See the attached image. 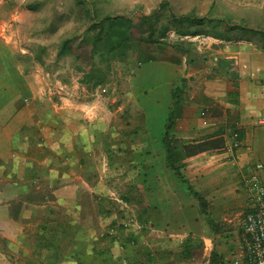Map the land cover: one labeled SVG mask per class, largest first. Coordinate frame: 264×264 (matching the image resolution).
I'll list each match as a JSON object with an SVG mask.
<instances>
[{
    "label": "crops",
    "instance_id": "0c3cea01",
    "mask_svg": "<svg viewBox=\"0 0 264 264\" xmlns=\"http://www.w3.org/2000/svg\"><path fill=\"white\" fill-rule=\"evenodd\" d=\"M226 21V33L207 20L178 40L133 34L126 75L86 82L46 70L0 22V264H213L215 249L246 264L244 178L264 161V35L252 30L264 28ZM198 34L221 41L185 37ZM68 85L105 87L103 101ZM168 126L180 147L218 136L226 147L185 157L183 181L167 164Z\"/></svg>",
    "mask_w": 264,
    "mask_h": 264
},
{
    "label": "rangeland",
    "instance_id": "374dc122",
    "mask_svg": "<svg viewBox=\"0 0 264 264\" xmlns=\"http://www.w3.org/2000/svg\"><path fill=\"white\" fill-rule=\"evenodd\" d=\"M164 1L165 0H0V22H9L12 26L11 31L16 33V36L18 38L20 37L19 39H22L24 47L29 50L27 53L29 58L32 52L33 56L34 54L37 56L41 54V59L36 58L40 65L51 73L52 71L58 73L57 75L60 78L64 80L68 78L72 81L75 77L84 79L86 72H89L93 68L97 70V72L92 73L93 76L98 73L107 74L108 76L106 77L112 81L115 80L116 77L120 79V76L126 75L124 72L127 71L129 67L127 62L130 56L129 46L120 44L115 45L110 53V63H107L102 62L100 56H94L92 45L85 43L82 40L83 37L76 38L73 41V50L71 54L64 56L59 55L62 41L65 36L80 34L90 26L91 22H93L88 18L86 8L92 7L94 4L105 6L106 13H110V15L129 16L134 22L130 29L131 36H133V34H145L151 29L150 22L143 18V14L150 16L151 21L155 23L156 31L154 35L156 37L167 38V33L171 29L176 30L180 34L192 29L203 32L204 27L201 24L198 26L195 23L201 20L196 19L194 22H188L186 20L181 21L174 18V15H187L194 9H196L199 16L220 18L213 19L217 20L216 23H206V29L204 30L217 28V32L226 33L228 31L226 20H229L231 23L244 22L247 20L249 24L255 27L259 26L264 28V0H168V2L170 1V8L163 9L160 6ZM15 9L25 11V17L21 20L15 19L13 16ZM102 17L103 16H101V19ZM165 26L167 29L163 32ZM200 26L202 27L200 28ZM17 29L19 32H16ZM112 59L115 61H112ZM29 62H31L33 66L36 64L33 59H30ZM48 80L51 81L50 79ZM119 85L122 86L123 82L121 81ZM70 87L73 88L74 86L68 85L69 95H72L76 99L90 102H92L93 99L102 100L103 97H101V95H104L102 90L105 88L97 85L92 92V90H88L86 87L81 88L80 85L74 89H70ZM107 88L110 91V88ZM106 93L108 94V92ZM93 108L94 106H91L90 109ZM138 127L141 130L145 129L143 125H139ZM143 141L145 140L143 139ZM245 214L246 211L240 213L239 220L243 221ZM241 221L240 223L238 221V225L235 227L236 234L239 236L242 229ZM222 237H224L222 240L226 242V236ZM237 238L239 237L237 236Z\"/></svg>",
    "mask_w": 264,
    "mask_h": 264
},
{
    "label": "trees",
    "instance_id": "16d2710c",
    "mask_svg": "<svg viewBox=\"0 0 264 264\" xmlns=\"http://www.w3.org/2000/svg\"><path fill=\"white\" fill-rule=\"evenodd\" d=\"M92 7H87L86 13L88 18L91 19L93 22H91L90 26L86 28L82 33L65 36L62 41L59 55L64 56L71 54L73 50V41L76 38L83 37L82 40L85 43L92 45L94 56L98 55L100 56L102 62L110 63V59H111L110 53L115 47V45L120 44L124 46L125 45L129 46V40L131 39L130 29L131 26L133 25V20L130 19V17L127 15H121V16L110 15V13H106L107 12L106 7L103 5L94 4L92 5ZM160 7L163 9L170 8V1L168 2V0H165L164 2L161 3ZM101 16H103L102 19ZM143 18L146 19L148 22H150L152 36H154L156 31L155 23L151 21V17L147 16L146 14H143ZM174 18L176 20H181V21L186 20L188 22H194L196 19L201 20L199 22H195L198 24H203L207 20L209 21L213 19H220V18H212L208 16L206 17L199 16L196 12V9L192 10L187 15H182V16L174 15ZM243 25L244 28H248L247 24L244 23ZM166 29L167 27L165 26L163 28V32H165ZM252 32L254 34L260 33L264 35L263 29L262 30L253 29ZM38 57L42 58L41 54H39ZM95 69L96 68H93L89 72H86L85 78L83 80L84 82H86V78H91V77L95 79L106 78L107 74H102V73H98L95 76H93L92 73L97 72V70ZM175 93L177 94L178 92L175 91ZM165 146L167 150L168 166L175 171L176 175L181 180L187 181L184 171L182 170L183 166L182 164H180V162L187 156L195 155L209 149L225 148L226 139L222 136H218L215 138L203 140L201 142L186 144L183 147H180L179 140L176 137L170 135L169 126H168L167 135L165 137ZM190 189L191 192L200 200L203 209L206 210L207 202L203 198V196L198 191H195L193 186H190ZM212 226L215 228L216 232L219 230L218 222L212 220ZM212 263L227 264L225 255H223V253L220 252L219 250L215 249L212 254Z\"/></svg>",
    "mask_w": 264,
    "mask_h": 264
},
{
    "label": "built area",
    "instance_id": "2783aa9c",
    "mask_svg": "<svg viewBox=\"0 0 264 264\" xmlns=\"http://www.w3.org/2000/svg\"><path fill=\"white\" fill-rule=\"evenodd\" d=\"M167 35L170 40L182 38V35L173 29L169 30ZM185 37L192 40H204V43L221 41L220 38L208 34L186 35ZM202 114L204 115L205 112ZM233 145L234 147L244 145L238 133L233 134ZM246 145L252 148L251 145ZM244 182L248 193V209L244 217L246 264H264V161L256 163L255 169L245 176ZM137 227L142 228L143 225L139 223ZM115 232V227L111 228V233Z\"/></svg>",
    "mask_w": 264,
    "mask_h": 264
}]
</instances>
